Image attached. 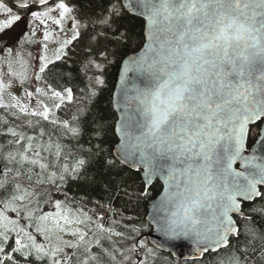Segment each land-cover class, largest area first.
Here are the masks:
<instances>
[{
  "label": "snow or ice",
  "instance_id": "snow-or-ice-1",
  "mask_svg": "<svg viewBox=\"0 0 264 264\" xmlns=\"http://www.w3.org/2000/svg\"><path fill=\"white\" fill-rule=\"evenodd\" d=\"M0 13V264H159L183 241L208 264H264V0H0ZM157 180L151 220L123 223L112 201Z\"/></svg>",
  "mask_w": 264,
  "mask_h": 264
},
{
  "label": "trees",
  "instance_id": "trees-1",
  "mask_svg": "<svg viewBox=\"0 0 264 264\" xmlns=\"http://www.w3.org/2000/svg\"><path fill=\"white\" fill-rule=\"evenodd\" d=\"M121 23L128 24L132 33L139 34L142 28L143 21L134 15H128L121 21ZM125 51H128V49H125ZM118 70H119V65L114 66L109 71L108 84L105 87L101 95V98L98 102L99 106L102 108L108 105L110 98H112V92L116 83ZM253 135H255V129L253 130L252 133H250V137H249L250 143L252 142L251 139ZM124 173L129 174L130 170L125 168ZM129 182L139 183L136 173L131 172L129 174ZM161 188H162L161 184L158 181H156L151 186L150 195L147 198H143L139 201L134 200L131 203L128 202L127 198H117L114 201H112L113 207H115L116 209H120L123 212L124 217L131 218V219H125L123 223H128L130 225H136V226H138L140 223L147 224L148 223L146 221L147 204L149 201L154 199L160 193ZM69 192L70 194L75 195L77 197L87 194L89 200L97 201L99 204L108 203V195L107 193L102 191L100 187H96L95 189H90L83 185L72 184L69 187ZM87 207L91 211L100 210L98 204L96 203H89ZM117 219H119V217H117ZM118 230H122V228ZM147 234L148 232L146 231L145 237L147 236ZM211 259L212 257L208 256L202 260L179 261L172 258L170 255L161 252V261L159 262V264H208V262Z\"/></svg>",
  "mask_w": 264,
  "mask_h": 264
},
{
  "label": "water",
  "instance_id": "water-1",
  "mask_svg": "<svg viewBox=\"0 0 264 264\" xmlns=\"http://www.w3.org/2000/svg\"><path fill=\"white\" fill-rule=\"evenodd\" d=\"M119 73V70H118ZM117 82H118V75H117V79H116V83L112 92V97L114 95V93H117L119 91V88L117 86ZM253 142L250 144L252 145ZM246 154H250V153H246ZM161 186L162 189L160 191V193L151 201L148 202L147 207H146V221L149 222L151 220V214L153 211V204L160 199L162 193H163V182L157 180ZM155 233L152 232L151 235H149V233L147 234V239L151 240L155 237ZM162 252L169 254L171 257L184 261V260H197L194 259V257L196 256V253L194 252V246L191 244L190 241H183L179 244L178 247L173 248V249H169V248H165L162 250Z\"/></svg>",
  "mask_w": 264,
  "mask_h": 264
},
{
  "label": "rangeland",
  "instance_id": "rangeland-1",
  "mask_svg": "<svg viewBox=\"0 0 264 264\" xmlns=\"http://www.w3.org/2000/svg\"><path fill=\"white\" fill-rule=\"evenodd\" d=\"M5 18H6V14H4V13H0V20H3V19H5ZM34 24H37V25H38V22H35V21H34ZM40 27L42 28V26H40ZM49 27H50V30H53V31L56 30V29L54 28V26H52V25H49ZM14 31H15V30H14ZM39 35H42V32H41V33H38V36H39ZM38 47H39V46H38ZM50 58H51V56H50ZM16 71L23 73V72L25 71V69H24V67H22V66H20V65H17V66H16ZM27 71H28V74L31 75V71H32L31 65H29ZM30 83H31V81H30ZM17 94H19V95L22 96V92H17ZM5 99L7 100V94H5Z\"/></svg>",
  "mask_w": 264,
  "mask_h": 264
},
{
  "label": "flooded vegetation",
  "instance_id": "flooded-vegetation-1",
  "mask_svg": "<svg viewBox=\"0 0 264 264\" xmlns=\"http://www.w3.org/2000/svg\"><path fill=\"white\" fill-rule=\"evenodd\" d=\"M252 138H253V142H254V140H255V135H253ZM249 144H250V142H249Z\"/></svg>",
  "mask_w": 264,
  "mask_h": 264
}]
</instances>
